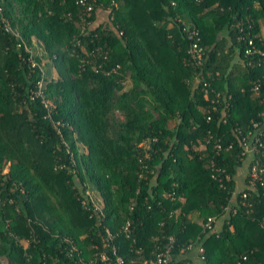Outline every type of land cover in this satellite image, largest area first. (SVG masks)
Returning <instances> with one entry per match:
<instances>
[{"label": "trees", "instance_id": "16d2710c", "mask_svg": "<svg viewBox=\"0 0 264 264\" xmlns=\"http://www.w3.org/2000/svg\"><path fill=\"white\" fill-rule=\"evenodd\" d=\"M87 1L84 30L77 0H0V264H105L99 253L112 245L127 264L150 263L169 237L167 264H233L241 254L264 264V195L203 234L232 203L236 130L264 111V79L260 96L251 83L264 67L235 61L248 25L264 49V0ZM184 28L208 50L202 68L185 62ZM30 56L55 72L43 98H31L42 72ZM198 70L231 95L226 116L203 96ZM198 237L203 259L181 250Z\"/></svg>", "mask_w": 264, "mask_h": 264}, {"label": "built area", "instance_id": "2783aa9c", "mask_svg": "<svg viewBox=\"0 0 264 264\" xmlns=\"http://www.w3.org/2000/svg\"><path fill=\"white\" fill-rule=\"evenodd\" d=\"M78 5L80 6V22L83 25V29L86 30V26L89 23L88 17L91 15V11L93 9L92 3H89L87 0H77ZM1 13V7H0ZM6 31H11L14 33L11 25L7 22V20L1 16ZM235 27L239 29V31H243L244 27L241 26L240 23H236ZM248 31L246 30L245 34H240L238 37L239 40L243 41L244 48L243 50H237V55L235 61H244L243 59H247L248 57H254L253 60L245 61L248 66L257 67L263 66L264 67V49H262L255 41L254 34L250 31V25H248ZM185 37L188 40V46L186 48V56L185 62L190 66L194 67H203L205 62L208 60V50L207 48L201 43V37L199 31L195 28H184ZM83 33H86L83 32ZM264 33V29L262 31ZM18 36L17 33H15ZM26 51L31 52V50L27 47L24 48ZM32 53V52H31ZM245 64V65H246ZM30 65L31 67L39 66L42 75L41 79L37 81L35 85L34 92L31 94V98L36 96L44 97V77H45V70L43 69L41 64L36 63L33 58L30 56ZM118 65L115 67L117 68ZM216 75H219V72H215ZM127 82L129 78L128 71L125 73ZM264 79V69L261 73L260 77L255 78L251 81L252 83V91L255 95L260 96V87L262 86L261 80ZM196 84H201V90L203 92V96L205 98H210L211 103H213V110H217V108H222L223 114L226 116L231 104L228 102L227 99H230L231 95L225 94L224 92L218 91V88L213 86L211 82L206 80L203 76L201 70H198L195 76ZM200 86V85H199ZM261 102L264 101V97L260 99ZM44 105L47 107V117L51 119V108L47 105L45 100H42ZM209 116V115H208ZM224 116V117H225ZM222 117V118H221ZM219 121L222 122L226 121V118L223 116L218 117ZM244 129V130H243ZM242 130V131H241ZM241 136H240V145H241V157L240 161L242 163L241 168L237 172L235 176V189L232 192L233 196L231 204H226L223 207V212L220 216H208L203 224V234H213L216 233L217 230L219 231V224L221 225L222 221L228 218L230 212L233 214L237 213L239 209L244 210V212L249 213L252 212L253 207L255 206V199L254 197L259 195H264V111L258 113V117L251 118L248 122L246 128L237 129ZM211 134L208 131V136L206 137V142H208L211 138ZM233 143L230 142L228 145L224 147L225 150H228L232 147ZM217 148L216 154L219 153L220 143H215ZM211 166L213 168V177L217 178L219 182L222 181V178L225 176L224 169L219 167L215 164L214 160H211ZM6 170V169H5ZM4 170V171H5ZM226 177H229L228 174ZM87 192V191H86ZM235 197V200H234ZM258 224L262 229H264V215L261 217H257ZM128 227V223L126 228ZM216 229V230H215ZM109 238L111 235L108 233ZM199 238V237H198ZM173 237H169L168 244L163 248L159 247L158 250H155V261L150 263H140V264H167L171 261V249L173 246ZM204 239L200 242V238L198 243L196 242H189L187 245H183L181 248L182 251H188L187 253H193L197 257L199 255L200 258H204V245L202 244ZM157 249V248H156ZM194 256V257H196ZM101 261L105 264H127L124 258L121 255L117 254V249L115 246L112 245L111 247V254L108 255L105 252H100L99 256ZM193 257V258H194ZM97 259L94 261H90L88 264H96ZM133 264V263H132ZM233 264H255L254 261L251 260L248 254H241L239 255ZM257 264H262L258 262Z\"/></svg>", "mask_w": 264, "mask_h": 264}, {"label": "rangeland", "instance_id": "374dc122", "mask_svg": "<svg viewBox=\"0 0 264 264\" xmlns=\"http://www.w3.org/2000/svg\"><path fill=\"white\" fill-rule=\"evenodd\" d=\"M34 52H41V49H40V47L38 46V45H35V49L33 50ZM39 55H41L40 53H39ZM43 68H44V70H45V73H48V74H50V75H53V76H55V72H54V69L51 67V63L50 62H45L44 61V59H43ZM48 71V72H47ZM7 169V168H6ZM94 195L96 194V193H93Z\"/></svg>", "mask_w": 264, "mask_h": 264}]
</instances>
